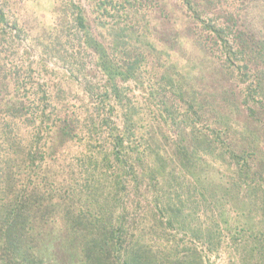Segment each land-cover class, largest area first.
Listing matches in <instances>:
<instances>
[{"label":"trees","instance_id":"trees-1","mask_svg":"<svg viewBox=\"0 0 264 264\" xmlns=\"http://www.w3.org/2000/svg\"><path fill=\"white\" fill-rule=\"evenodd\" d=\"M200 1L183 0L193 21L209 6ZM63 5L71 11L65 21L103 77L105 118L84 125L89 139L108 129V148L92 157L117 171V194L99 198V188L86 181L76 189L61 174L43 171L48 154L38 146L49 137L43 123L28 141L18 132L22 117L0 118V264H204V251L223 247L230 264H264V23L256 28L232 16L219 26L203 23L190 49L208 53L210 68L183 69L185 85L166 71L159 80L169 88L147 90L144 106H137L119 85L139 80L148 52L141 53L133 27L120 52L119 44L95 38L78 5ZM141 11L125 16L136 21ZM73 124L59 119V133L80 129ZM88 138L81 144L88 146Z\"/></svg>","mask_w":264,"mask_h":264},{"label":"rangeland","instance_id":"rangeland-1","mask_svg":"<svg viewBox=\"0 0 264 264\" xmlns=\"http://www.w3.org/2000/svg\"><path fill=\"white\" fill-rule=\"evenodd\" d=\"M64 1L0 0V7L6 15V20L0 23V118L22 117L16 121L18 132L28 141L34 127L43 123L42 131H49V137H44L38 146L48 154L42 163L43 171L61 174L60 177L75 188L77 185L76 189H82L86 181L95 191L99 188L96 192L99 198L108 196L114 199L117 192L113 179L117 171L104 168L101 160L92 157L108 148V129L104 127L102 132L89 139L86 128L90 118L99 122L105 118L101 109L103 77L95 68L93 53L81 49L72 22L65 21L63 13L67 12V18L71 11L68 8L64 10ZM66 1L80 7L97 40L109 47L119 44L117 51L128 48L130 30L127 27H133L131 31L135 38L143 44L141 53L144 48L148 52L139 62V80L123 81L119 85L126 93V99L137 106H144L147 90L159 92L160 86H166L159 80L166 71L178 84L185 85L183 69L198 72L206 65L209 67L208 53L202 55L194 51L195 48L190 49V43L197 40L203 23L219 26L231 16L247 17L256 28L264 23V0H202L200 5L209 3V6L204 10L199 8L201 12L196 21L191 19L194 17L192 11L183 7V0ZM192 6L197 8L196 4ZM104 7L108 12H103ZM134 8H142L136 21L125 16ZM118 29L123 32H118ZM165 47L174 50L176 56L167 55L163 51ZM209 55L214 58L217 52ZM172 60L177 62L178 69L170 68ZM201 62L203 66H199ZM13 73H16L17 80ZM16 86L21 89L17 91ZM42 112L43 117L40 116ZM38 117L43 119L39 121ZM111 117L114 121L115 116ZM66 118L73 119V125L80 127L69 136L60 134L58 130L59 119ZM87 138L90 144L82 145L81 142ZM90 159H93L92 164L88 161ZM171 233L166 232L173 235ZM194 246L201 250V243L195 242ZM230 253V249L225 247L213 252L204 251L203 263L230 264Z\"/></svg>","mask_w":264,"mask_h":264}]
</instances>
